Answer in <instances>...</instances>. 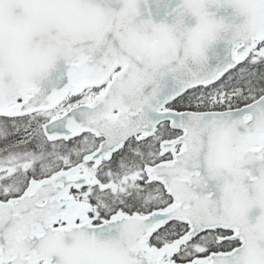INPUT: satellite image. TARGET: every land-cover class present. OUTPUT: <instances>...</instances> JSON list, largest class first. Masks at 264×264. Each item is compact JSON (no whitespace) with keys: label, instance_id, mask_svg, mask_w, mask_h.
Returning a JSON list of instances; mask_svg holds the SVG:
<instances>
[{"label":"snow or ice","instance_id":"obj_1","mask_svg":"<svg viewBox=\"0 0 264 264\" xmlns=\"http://www.w3.org/2000/svg\"><path fill=\"white\" fill-rule=\"evenodd\" d=\"M0 264H264V0H0Z\"/></svg>","mask_w":264,"mask_h":264}]
</instances>
